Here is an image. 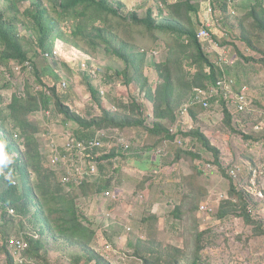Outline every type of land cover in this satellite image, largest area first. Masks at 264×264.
I'll use <instances>...</instances> for the list:
<instances>
[{"label":"rangeland","instance_id":"obj_1","mask_svg":"<svg viewBox=\"0 0 264 264\" xmlns=\"http://www.w3.org/2000/svg\"><path fill=\"white\" fill-rule=\"evenodd\" d=\"M107 1L116 9L118 4L122 5L119 11L123 17L129 18L136 14L144 18L152 9L158 23H167L171 20L170 8L183 0ZM14 3V9L6 14L14 20L16 31L28 58L34 64L36 74L32 67L22 73H15L13 77L7 74V80L13 84L11 87H7L6 80L0 78V111L3 112H0V122L9 114L7 108L13 96L23 92L26 84L30 90L33 86L34 89H46L38 84V72L44 75L43 82L49 89L56 88L60 92L64 83L70 84L71 88L68 89L71 96L66 106L79 116L93 119L101 114L86 87L91 82L100 90L103 105L113 112L130 113L129 103L133 99L142 102V111L136 115L146 121L147 128H153L158 121L155 119L154 105L146 98V94L149 89L155 91L161 84L155 66L166 62L169 56L168 45L157 33L112 16L105 19V22L94 21L91 16L61 17L62 9L55 11L52 0H14ZM34 4H39L41 10L47 11L55 24L53 36L45 50L51 49L59 55L51 57V60L45 59L44 51L39 46L38 25L30 15L38 10ZM248 4L249 0H228L225 8L218 6L216 16L212 18L215 25L213 44L202 42L208 58L223 69L226 79L233 80L229 96L220 93L219 101L212 102L211 98L215 97L209 95V107L198 103L192 106L197 94L195 91L187 98V102L190 100L188 104L186 102L177 110L175 122L164 121L172 134L201 130L211 146L220 151L223 172L213 164L214 155L196 139L183 136L178 138L184 140L185 149L191 150L200 159L184 157L174 163L178 147L173 142L168 143L138 132H129L130 136L112 135L122 138L116 140L118 146L125 138L128 144L133 141L142 152L127 154V162L119 163L120 157L115 159L122 169L115 179V184L119 185H115L109 195L106 193L99 199L95 196L77 198L79 211L95 232L93 241L85 246L60 237L46 223L41 224L34 217L37 210L32 206L26 216L19 215L16 210L9 211V214H13L6 218L7 221L2 220L0 210V264H9L7 251L11 255V239L20 230L42 240V255L49 264H106L105 260L112 264H142L136 257L137 252L157 264H167L171 258L178 260L176 264H193L199 239L201 248L196 264H264V237L256 236L258 230L264 231V141L254 142V137L252 140L245 139L239 132L252 134L254 120H259L264 114V38L254 32L249 21H242L248 12ZM5 5L0 0V8ZM224 11L235 12L231 14L233 18L225 17ZM205 13L201 9L197 15L200 19L196 24L198 31L206 21ZM190 18L195 22V15H190ZM218 19L220 22H217ZM244 37L250 42H246ZM116 52L128 56L139 71L133 64L127 79L115 77L117 72L126 68V63L115 55ZM48 66L52 67L51 75L43 72ZM125 80L132 82L126 85ZM145 82L148 87H143ZM244 90L252 101L250 113L238 112L233 104L235 97ZM221 101L228 102L227 106L235 117L231 127L225 122ZM124 107L126 112L121 111ZM185 108H188V113L184 112ZM30 118L40 124L41 133L38 136L50 168L59 171L60 180L67 182L71 175L65 178L61 170L65 169L68 173L69 168L80 166H68L73 157L68 158L63 153L66 144L72 141L71 131L77 126H64L66 118L54 104L50 105L48 112L42 110ZM104 132L110 134L108 130ZM5 138L9 146L11 138ZM7 144L0 143V157L10 163L22 151L18 145L14 150L12 145L8 147ZM144 144L145 147L158 144L164 152H172V156L165 162V165L171 166L156 169L154 164L151 165L145 156ZM156 153L158 155L160 152ZM148 155L151 158L153 153ZM196 168L204 170L203 175L197 176ZM232 169L238 170L239 177H229ZM232 183L248 195L249 210L253 219L260 223L258 227L246 225L234 213L225 219H218L221 205L230 200ZM190 191H194L195 196L200 198L199 209L192 217H175L174 211L185 201H191L188 200ZM202 206L206 208L202 210ZM150 226L154 227V231H148ZM41 231L44 233L41 234ZM102 257L105 259L102 260Z\"/></svg>","mask_w":264,"mask_h":264},{"label":"trees","instance_id":"obj_2","mask_svg":"<svg viewBox=\"0 0 264 264\" xmlns=\"http://www.w3.org/2000/svg\"><path fill=\"white\" fill-rule=\"evenodd\" d=\"M4 2L6 5L0 8V50L3 51L0 55V60L2 63H8L13 60L25 61L28 59V53L24 50L19 34L16 31L14 20L11 17H7L6 14L14 9L16 3H14V0H4ZM52 2L55 11L56 9H62V13L59 15L61 17L83 18L91 16L94 21L102 22H105V19L109 16L120 18L134 26L143 27L151 33H157L169 48L168 60L155 66L162 82L155 91L149 89L146 94V98L154 105V115L158 121L153 128H147L145 125L146 121L136 115V113L140 114L142 111V102L140 103L137 99H133L129 103L130 113L113 112L103 105L100 90L95 88L91 82L87 83L86 87L91 94L92 101L98 105L101 114L93 119L79 116L66 106L71 96L70 89H68L71 88L70 84L66 83L64 88H60V92L56 88L49 89L43 82L44 75L38 72V84L43 85L46 89L34 90L35 87L33 86L30 90L26 84V96L18 97V94H15L7 108L9 114L4 116L2 122H0V143L7 144L5 137L10 136L11 143L9 141V146L8 144L7 146L11 147L12 145L14 150H16L17 145H19L21 146L19 150L22 151L19 157L10 163L0 157V210L2 220L7 221L6 218L10 216L9 211L11 209H15L21 216L29 215L30 207L32 206L37 210L34 217L41 224L46 223L51 231L62 238L88 246L93 241L95 232L91 229L87 218L79 211L76 203L77 198L95 196L99 199L106 193L114 191V186L119 185L115 184L116 177H118L122 169L118 164L129 160L127 154L142 152V150L135 147L133 141L128 140L131 145L129 148L125 149L121 145L118 146L112 140V135L120 137L129 135V132L131 134L138 132L148 134L150 137H158L161 141L169 140L174 142V145L178 147L174 163H178L184 157H191L193 160L200 159V156L193 154L189 149H185L183 139H181L184 142L183 146L176 142L180 138L179 136H183L186 139L193 138L214 155L213 164L223 172L224 167L219 157L220 151L211 146L201 130L195 129L188 133L178 132V134H172L170 129L164 124V121L175 122L177 110L186 104L189 96L196 90L209 91L217 87L218 82L226 77V73L205 54L202 42L199 39V31L196 30V24L200 20L197 17L199 11L201 9L204 12L208 11L207 5L202 0L199 3L197 0L196 2L183 0L172 6L169 10L171 20L166 21L167 23H158L153 17L152 9L148 11L144 18H139L136 14L129 18L123 17L119 11L123 6L118 4V9H116L107 0H52ZM217 3L220 8L228 6V0H217ZM34 5L38 10L32 11L33 13L30 15L38 25L39 46L45 52L47 51L45 50L47 43L53 36L52 31L55 24L52 23L47 11L41 10L39 4ZM247 11L242 21H249L254 32L261 34L264 38V0H249ZM90 12H92V15ZM192 14L196 17L195 22L190 18ZM224 15H226L225 17L233 18L228 12H225ZM214 27L211 29L212 33H214ZM76 33L74 32L73 34L77 35ZM99 35L101 36V32H99ZM244 40L248 41V43L250 42L246 37H244ZM115 55H118L126 63L125 70L117 72L115 77L127 79V73H129L128 71L130 67H133V64L138 70V66L128 56L119 52H116ZM44 70L45 75L52 74V67L48 66ZM34 72L36 74L35 69ZM131 82L132 80H125L124 83L130 85ZM6 85L11 87L12 83L7 81ZM143 87H148L147 82L144 83ZM219 97L211 98V101L217 102ZM224 101H221V103L225 122L231 127L235 117L232 116L227 106L228 102L225 103L226 101ZM51 104H54L58 112L65 116L64 126L68 127L70 124L77 126L76 129L71 131L73 132L72 139L75 142L73 144L74 149L70 150V148L65 147V152H63L66 153L65 156L68 158L73 157L69 160L68 166L85 164L91 171V166L96 164L98 171L96 174H90L79 182L72 179L66 182L60 180L59 171L50 168L47 155L43 152L44 148L38 136L41 133L40 124L34 122L30 117L42 110L48 112ZM121 111L126 112V107ZM192 115L195 117L193 112ZM259 120H254V123ZM3 129H6L7 132H4ZM106 130L111 135L108 133L103 134ZM239 132L244 135L245 139L252 140V137H254V142L264 141V130L261 133L253 132L252 134H244L243 131ZM79 142L84 143L88 149L82 152L76 147ZM92 142H98L99 144L91 148ZM114 142L117 146L113 144ZM145 145L143 146L145 148V156L151 165L154 164L156 169L171 166L165 165V162L168 157L172 156L170 155L172 152L157 157V154L154 155V153L162 149V146L157 144L145 147ZM147 153H153L151 158L149 155L147 156ZM119 157L121 159L117 163L115 159ZM71 170L75 171V167H72ZM61 171L63 172V177L67 178L68 173L66 170L62 169ZM203 172L204 170L196 168L197 176L203 175ZM229 177L232 178L230 175ZM189 179L192 180V178ZM247 196L243 189L239 190L232 183L230 200L224 201L221 205L218 219H225L229 214L234 213L242 218L246 225L258 227L260 223L252 217ZM189 199L191 200L190 202L185 201L181 207L174 211L173 215L175 217L180 219L186 216L192 217L195 211L199 209L200 198L197 195L195 196L194 191H190ZM23 231L20 230L17 236L23 235ZM148 231H154V227L150 226ZM43 233L44 231H41V234ZM256 236L264 237V231L258 230ZM23 237L29 243L27 255L34 261V264H49L42 255V240L35 236H29V233L24 234ZM200 248L199 239L198 247L195 250L196 259L193 264H196ZM7 255L9 264H14V258L8 251ZM136 255L142 264H157L138 252ZM104 259L102 257V260ZM177 261L176 258H171L167 264H176ZM105 262L106 264H112L107 260Z\"/></svg>","mask_w":264,"mask_h":264},{"label":"built area","instance_id":"obj_3","mask_svg":"<svg viewBox=\"0 0 264 264\" xmlns=\"http://www.w3.org/2000/svg\"><path fill=\"white\" fill-rule=\"evenodd\" d=\"M204 4L207 5L208 11L206 12V21L204 23V25L200 28L199 30V39L201 42H208L213 44V34L211 32V29L215 26L214 22L212 20L213 17L216 16V9L218 7V3L217 0H202ZM235 12H229L228 14H234ZM217 22H220V20L218 19ZM234 85L233 80H228L226 78L222 79L221 81L218 82L217 87L210 89V93H208V91H203V90H196V96L194 97V102L191 103L192 106H195L194 104L198 103L204 107H209V103L207 102V97L210 95L211 97H218L221 95L223 96H229V92L231 87ZM64 86H66V83H64ZM226 95H225V94ZM233 100V99H232ZM235 102H233V104L235 105V107L237 108L238 112L241 113H250L252 111L251 108V99L247 94V91H243L240 92L234 99ZM203 103V104H201ZM184 112L188 113V108L184 109ZM255 133H261L264 130V114H262L260 116V120L256 123H254V128H253ZM103 134H105L103 132ZM112 140L118 139V137H111ZM122 139V138H120ZM118 139V140H120ZM123 142L120 143L122 148H129L130 145L128 144L127 140L125 138H123ZM167 142H171L169 140H167ZM178 144H180L181 146L184 145L183 140H177L176 141ZM74 140L72 139V141L69 142V144H66V148H70V150L74 149ZM98 142H92L91 143V148L98 145ZM77 148H79L82 152L85 151L87 148V146L84 143H77L76 145ZM160 153L157 155H164L166 154V152H164V149H159L157 150ZM156 151V152H157ZM157 154V153H155ZM83 157V156H81ZM69 168V167H68ZM82 169V170H80ZM80 171V174L79 172ZM97 171V167L96 166H91V171L89 170V167L86 166L85 164L80 165L79 167L75 168V171H72L70 168L68 170V174L69 176L71 175V178L68 179L71 180L73 179L76 182H79L80 180H83L86 176L90 175V174H96ZM231 176L232 177H239V172L237 169H232L231 171ZM67 174V175H68ZM68 177V176H67ZM73 177V178H72ZM74 178H77V180H75ZM80 179V180H79ZM110 193H107V195H109ZM206 208V207H205ZM204 206H202V210L205 209ZM14 211V210H13ZM12 212V211H11ZM12 256L14 258V263L15 264H34L33 260L31 258H29V256L27 255V251L29 249V243L27 242V240L23 237L21 238H17L14 239L12 241ZM109 248V247H108Z\"/></svg>","mask_w":264,"mask_h":264},{"label":"clouds","instance_id":"obj_4","mask_svg":"<svg viewBox=\"0 0 264 264\" xmlns=\"http://www.w3.org/2000/svg\"><path fill=\"white\" fill-rule=\"evenodd\" d=\"M4 1V0H3ZM1 55V54H0ZM43 55H44V57L46 58V59H51V57H55V56H57V55H59V54H57L56 52H54L53 50H51V49H49V50H47V51H45L44 53H43ZM32 67V71H34V64L32 63V61L28 58L27 60H25V61H15V60H13V61H9L8 63H2L1 62V60H0V69L2 70H0V78L2 77V78H4L5 80H6V82L8 81L7 80V77H6V75L7 74H9V76L10 77H13L14 76V74L16 73V74H19V73H22L24 70H27V69H29V68H31ZM87 67V66H86ZM11 82V81H10ZM12 83V82H11ZM67 83V82H66ZM13 85V84H12ZM11 85V86H12ZM64 87V86H63ZM34 90H40V89H34ZM26 96V88H24V91L23 92H19L18 93V97H25ZM171 131V130H170ZM171 133H172V131H171ZM174 143V142H173ZM18 148H21V146H19L18 145ZM11 210H14L15 211V209H11ZM10 210V211H11ZM13 213H11L10 215H12ZM18 218L20 217V216H17ZM24 236V233H23V235H21V236H14L13 237V239H11V244H12V241L14 240V239H17V238H21V237H23ZM35 236V235H34ZM36 237V236H35ZM24 238V237H23ZM37 238V237H36ZM12 249H13V247L11 248V252H12ZM29 250V249H28ZM27 253H28V251H27ZM11 255H12V253H11ZM34 262V261H33Z\"/></svg>","mask_w":264,"mask_h":264},{"label":"crops","instance_id":"obj_5","mask_svg":"<svg viewBox=\"0 0 264 264\" xmlns=\"http://www.w3.org/2000/svg\"><path fill=\"white\" fill-rule=\"evenodd\" d=\"M262 254V253H261Z\"/></svg>","mask_w":264,"mask_h":264}]
</instances>
